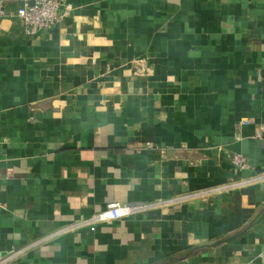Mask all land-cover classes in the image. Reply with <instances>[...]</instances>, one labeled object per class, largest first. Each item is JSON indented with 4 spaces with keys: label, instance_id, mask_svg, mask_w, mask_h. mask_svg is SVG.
<instances>
[{
    "label": "crops",
    "instance_id": "0c3cea01",
    "mask_svg": "<svg viewBox=\"0 0 264 264\" xmlns=\"http://www.w3.org/2000/svg\"><path fill=\"white\" fill-rule=\"evenodd\" d=\"M66 2L28 36L11 14L33 0H0V257L264 264V181L185 198L264 172V0ZM159 201L54 235L115 202Z\"/></svg>",
    "mask_w": 264,
    "mask_h": 264
},
{
    "label": "built area",
    "instance_id": "2783aa9c",
    "mask_svg": "<svg viewBox=\"0 0 264 264\" xmlns=\"http://www.w3.org/2000/svg\"><path fill=\"white\" fill-rule=\"evenodd\" d=\"M71 10L72 6L68 4L66 0H33L32 4H24L11 15L19 22L23 32L28 36H32L41 30L53 28L58 22L67 17L71 13ZM1 114L2 108L0 105V118ZM145 147L153 148L154 143L147 141L145 143ZM230 159L232 164L240 171L251 169L249 159L241 153L231 154ZM261 181H264V172L256 176L238 178L237 180L229 183L218 184L207 189L205 188L197 193L195 192L194 194L185 196V198H205L207 196L214 195L215 193H223L241 187H248ZM183 198L184 197H180L179 199ZM165 203L166 201L138 203L115 202L107 205L103 210H100L90 216H81L80 218L73 219L63 228L55 231L54 235L74 232L85 227L95 231L99 224L110 223L127 218L156 206H164ZM23 250L24 249H17L10 252L6 256L0 257V264H6L9 260L21 254ZM259 255L264 257V247Z\"/></svg>",
    "mask_w": 264,
    "mask_h": 264
}]
</instances>
